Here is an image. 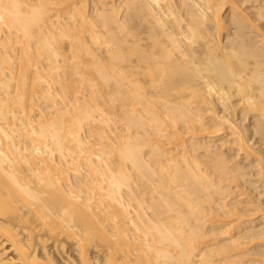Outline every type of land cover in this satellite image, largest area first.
Here are the masks:
<instances>
[{"label": "bare ground", "instance_id": "1", "mask_svg": "<svg viewBox=\"0 0 264 264\" xmlns=\"http://www.w3.org/2000/svg\"><path fill=\"white\" fill-rule=\"evenodd\" d=\"M0 264H264V0H0Z\"/></svg>", "mask_w": 264, "mask_h": 264}, {"label": "rangeland", "instance_id": "2", "mask_svg": "<svg viewBox=\"0 0 264 264\" xmlns=\"http://www.w3.org/2000/svg\"><path fill=\"white\" fill-rule=\"evenodd\" d=\"M36 108H37V107L34 106V109H36ZM35 111H37V110H35ZM15 123H16L18 126H19V124H21L20 122H19V124H18V122H15ZM18 126H17V127H18ZM17 127H16V128H17ZM24 129H25L24 127H21V128L18 127V131H17V133L19 132L18 134L20 135V137L22 136V137H21V140H22V141L24 140V139H22L23 137H25L26 135L28 136V134H26V135L24 134V133L26 132V131L24 132ZM21 131H22V132H21ZM23 132H24V133H23ZM27 136H26V137H27ZM28 138L30 139V137H28ZM31 138H32V137H31ZM24 141H25V140H24ZM24 141L22 142V143H24L23 145H25V142H24ZM26 145H27V143H26ZM252 180H253V179H252ZM255 186H258V185H255ZM254 216H255V215H254ZM254 216H252V217H254Z\"/></svg>", "mask_w": 264, "mask_h": 264}]
</instances>
